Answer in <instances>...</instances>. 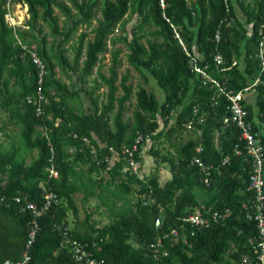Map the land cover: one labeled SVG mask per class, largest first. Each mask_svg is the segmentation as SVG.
Returning <instances> with one entry per match:
<instances>
[{
	"label": "trees",
	"instance_id": "16d2710c",
	"mask_svg": "<svg viewBox=\"0 0 264 264\" xmlns=\"http://www.w3.org/2000/svg\"><path fill=\"white\" fill-rule=\"evenodd\" d=\"M11 4L27 8L26 29L6 23ZM262 42L264 0H0V111L7 116L0 123L5 137L0 141V264L22 260L33 219L23 198L41 207L42 186L56 194L57 202L37 220L28 264H75L59 227L67 228L72 239L96 243L94 255L103 264H238L249 251L248 238L256 234V224L247 221L242 209L253 200L248 191L251 163L239 130L223 126L229 102L194 71L191 59L233 94L260 78L262 83L241 104L264 144ZM118 45L127 64L145 83L150 80L162 99L143 87L134 92L130 74H119L123 50ZM23 46L35 48L47 71L43 92L49 103L42 117L26 102L36 91L38 71L23 56ZM106 54L111 57L107 75L102 73ZM70 72L78 75L79 91L63 82ZM79 92L91 100L93 114L74 110ZM133 97L135 109L126 122V104ZM9 126L15 138L6 132ZM44 128L49 130L56 179L47 171L51 152ZM73 134L92 139L99 159H119L97 166L87 151L70 156L66 150L80 142ZM185 134L189 137L183 139ZM138 135L144 140L137 160L142 163L140 152L148 147L157 165L146 178L131 173L121 154ZM194 157L206 165H219L226 157L229 162L219 174L212 172L207 187L198 169L190 166ZM162 165L171 174L164 186L158 177ZM77 166L86 170L77 171ZM77 194L83 207L96 199L108 222L98 226L85 210L83 231L77 223L70 229V216L78 218ZM150 199L154 203L144 206ZM201 204L229 209L232 216L198 231L189 238L192 247L167 240V256L156 260L148 250L156 235L155 220L161 219L163 231L179 228Z\"/></svg>",
	"mask_w": 264,
	"mask_h": 264
},
{
	"label": "built area",
	"instance_id": "2783aa9c",
	"mask_svg": "<svg viewBox=\"0 0 264 264\" xmlns=\"http://www.w3.org/2000/svg\"><path fill=\"white\" fill-rule=\"evenodd\" d=\"M161 6L163 7L162 1ZM9 14V13H8ZM7 14V15H8ZM6 15V16H7ZM7 23V22H6ZM8 24V23H7ZM11 27H15L13 24H8ZM16 28V27H15ZM218 40V36H216ZM25 53L23 56H29L33 65L36 66L38 71L37 88L32 96L26 98V102L35 107V116L42 117L44 114V105L49 103L47 96L43 92V82L44 77L47 73L46 68L42 60L38 57L37 52L33 46L27 48L23 46ZM264 53V44H260L259 57L262 59ZM193 64V69L196 73L202 75L205 81H208L217 88L220 95L224 96L229 102L228 115L223 119V126L229 127L233 126L237 128L240 132L239 140L243 144L246 155L248 156L251 163V171L248 180V191L253 193V200L248 205L243 203L242 209L246 211V219L249 222H254L256 224V234L251 236L247 240V245L249 248L248 253L241 255L238 264H264V144L261 142V135L254 131L253 123L248 120L247 111L243 108L241 101L245 98V95L253 87L261 84L260 78L255 79L252 85L246 87L244 90L233 94L232 92H227L220 84L210 78L206 73L205 69L200 68L196 65V60L191 59ZM214 61L217 65L222 63L219 56H216ZM264 68V64H262ZM264 84V83H263ZM58 120L56 121L57 124ZM55 124V125H56ZM188 130L192 129V123L190 122L187 126ZM49 130L47 128L43 129V135L46 137L48 144L50 146L48 138ZM200 133V132H198ZM72 139L79 140V145L69 147L66 151L70 156L75 154H82L84 151L88 152L90 159L97 166H101L103 163L111 161L108 156L104 158H98L97 147L94 145L92 139L83 136L80 137L77 134L72 135ZM143 137L138 135L131 147L122 148V156L125 160L127 168L131 173L138 175L140 174L142 163L137 160V154L139 153L140 145L143 142ZM202 149L198 147L196 149L197 153H201ZM50 166L47 168L49 173V178H58V173L55 171L53 164V149L50 146ZM235 153L240 154L239 147H235ZM229 158H225L219 165H206L199 157H194L190 161V166H195L199 174L202 175L201 182L205 186L210 185L211 174L214 171L220 173L221 167L228 164ZM45 192L44 202L41 207H38L35 203L25 200V209L30 211L33 219L29 224L28 241L26 244V250L22 255V260L18 262H11L9 260L4 261L2 264H28L30 261L29 248L35 240V237L39 231L38 219L47 212L50 207L57 202L56 194L50 189L42 186ZM21 198H16V202L19 203ZM154 203L153 199L144 201L143 205H148ZM232 216V211L229 209H214L212 207H206L204 204L195 206L191 213L183 218L179 228H172L169 231L162 230V221L157 218L154 222V228L156 230V235L153 241L149 244L148 250L151 252L152 256L160 261L167 256L166 244L167 240H171L173 243L182 242L184 245L192 247L189 243V238L195 237L198 231L208 229L214 225L223 224L225 221L229 220ZM58 231L63 237L62 244L64 247L68 248L72 260L75 264H103V261L96 258L94 255V250L97 249L98 245L92 243L91 245L87 242H80L78 240L72 239L69 235V230L64 227H59Z\"/></svg>",
	"mask_w": 264,
	"mask_h": 264
},
{
	"label": "rangeland",
	"instance_id": "374dc122",
	"mask_svg": "<svg viewBox=\"0 0 264 264\" xmlns=\"http://www.w3.org/2000/svg\"><path fill=\"white\" fill-rule=\"evenodd\" d=\"M250 1V0H248ZM10 12L7 16H5V21L8 24H14L15 27H20L21 29H26V21L28 20V15H27V9L26 7H20L19 5H13L11 4L10 7ZM62 20V18H61ZM134 22H136V18L132 19L130 24L128 25V30L135 24ZM93 26H96V23H93ZM44 31L47 32L48 31V27L44 28ZM120 34V33H119ZM89 38H92V35L89 36ZM51 41V39L49 38V42ZM67 46H69V44H67ZM118 47H120L123 50V53L120 55V59H121V67L119 69V74L123 75L125 73H129L131 78L129 83L133 85V90L134 92L137 91V89L139 87H143L147 90H151V91H156V93H161V91L155 87V90L150 82V80L148 81V83H145L142 79V77L133 70L132 67H130L127 64V60H126V52L123 48V46L118 45ZM70 55V53H69ZM110 61H111V57L109 54H106L103 58V62L102 65L104 66L102 69V72L107 75V69L110 67ZM93 78H96V74H94ZM152 81V80H151ZM154 83V82H153ZM134 99V97H133ZM7 120V116L5 114H3L0 111V123H6ZM12 126H9L8 129L6 130V132L8 134H10L12 136V138H15L16 133L15 132H11ZM189 137V135H184V139ZM0 141H4L5 142V137H3L2 135H0ZM167 146V145H166ZM76 200H77V205H78V209H79V221H83L84 217H85V210L90 211V213H94L92 220L91 221H95L98 223L99 226L105 225L108 222V219L105 216V209L103 207H100L99 203L97 200H89V202L83 207L82 203L80 201V196H75ZM70 220V218H69ZM75 218L72 217V223H75ZM70 225V222H69Z\"/></svg>",
	"mask_w": 264,
	"mask_h": 264
},
{
	"label": "crops",
	"instance_id": "0c3cea01",
	"mask_svg": "<svg viewBox=\"0 0 264 264\" xmlns=\"http://www.w3.org/2000/svg\"><path fill=\"white\" fill-rule=\"evenodd\" d=\"M67 77L68 78L63 77V82H65L67 85L68 84L72 85L75 91H79V89L81 88V85L78 83V75H74L73 73L70 72V73H68ZM93 79H95V78H93ZM153 88H154V86H153ZM154 90H155V88H154ZM102 91H105V89ZM154 94L159 99H162V97H163L162 93H156V91H154ZM126 105H127V107H126L127 111L125 112L124 120L127 122L131 119L132 113L135 109V100L132 98L131 101L128 102ZM72 106L74 107L75 111H81L86 115H91L94 113V106H93L91 100L89 98H87L83 94V92H79V101H76V102L74 101L72 103ZM58 122H59V120H58ZM185 135H187V134H185ZM140 156H141V160H142V168L140 171V175L144 178L149 177L152 173H154V171H156L155 169H156L157 165L155 164L153 158L148 154V147H143V149L140 152ZM118 159H119V156L114 155L112 157L110 163L113 164ZM81 170H86V167L85 166H83V167L77 166V171H81ZM158 177H159V183L161 186H164L166 184V182L171 178L170 171L165 165H162L161 167L158 168ZM75 196H80V201H81L82 195L77 194ZM93 200H96V199H93ZM78 211H79V209H78ZM87 213H90V211H87ZM78 215H79V213H78ZM69 222H70V225H69L70 229H74L76 227V223H77V225H78L77 230L80 232L83 231V225L81 224L83 221H79V218L75 219V221H74L75 223H72V216H70Z\"/></svg>",
	"mask_w": 264,
	"mask_h": 264
}]
</instances>
